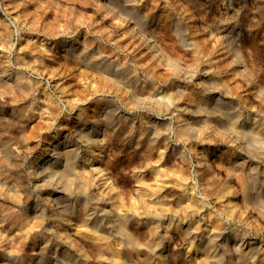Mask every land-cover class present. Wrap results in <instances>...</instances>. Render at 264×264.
Instances as JSON below:
<instances>
[{"label": "rangeland", "instance_id": "rangeland-1", "mask_svg": "<svg viewBox=\"0 0 264 264\" xmlns=\"http://www.w3.org/2000/svg\"><path fill=\"white\" fill-rule=\"evenodd\" d=\"M0 264H264V0H0Z\"/></svg>", "mask_w": 264, "mask_h": 264}, {"label": "bare ground", "instance_id": "bare-ground-1", "mask_svg": "<svg viewBox=\"0 0 264 264\" xmlns=\"http://www.w3.org/2000/svg\"><path fill=\"white\" fill-rule=\"evenodd\" d=\"M78 56H79L80 59H82L84 57V52L80 53ZM169 63L171 64L170 61H169ZM99 64H101V63H99ZM96 65H98V64H96ZM217 113L220 114V115H223V110L222 109L218 110ZM230 126H231L232 130H236V131H238V129L240 127L239 123L236 120L233 121L232 123H230ZM254 129L257 131V133L260 132V128H254ZM64 140H65L64 143L66 145H70V141H68V138H66ZM1 148H2V151L3 150L4 151H9L10 150V146L9 145H2ZM52 150L54 152L53 153L54 156L52 158L46 160L44 162V164H41V167L44 168V170H45L44 172L46 174H50V175L61 174V173H63V167H66L68 165V156L73 153V148H72V146H69V147L66 148V151H65L64 155L67 156V164L64 165V166H63V137H62V139H60L58 141L57 146H54ZM84 176H85V172L83 174V178H84ZM55 192L57 194H60V193H62V190L56 189ZM63 194H65V193L63 192ZM36 211H39V209L36 208ZM124 234L126 235V237H128V239L131 242L133 241L132 238L130 237V235L127 234V232H124ZM93 235L95 237H100L101 236L98 232H95ZM107 249L111 250L115 256H119L120 251L114 249L110 244L107 245ZM241 255H243L242 252H240V256Z\"/></svg>", "mask_w": 264, "mask_h": 264}]
</instances>
